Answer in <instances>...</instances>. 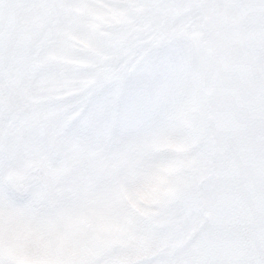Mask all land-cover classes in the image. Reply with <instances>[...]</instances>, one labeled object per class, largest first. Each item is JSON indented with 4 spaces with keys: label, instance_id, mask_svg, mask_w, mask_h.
<instances>
[{
    "label": "snow or ice",
    "instance_id": "snow-or-ice-1",
    "mask_svg": "<svg viewBox=\"0 0 264 264\" xmlns=\"http://www.w3.org/2000/svg\"><path fill=\"white\" fill-rule=\"evenodd\" d=\"M0 264H264V0H0Z\"/></svg>",
    "mask_w": 264,
    "mask_h": 264
}]
</instances>
